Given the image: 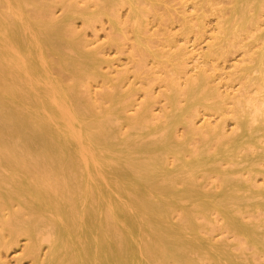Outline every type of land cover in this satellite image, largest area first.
<instances>
[{"label": "bare ground", "instance_id": "bare-ground-1", "mask_svg": "<svg viewBox=\"0 0 264 264\" xmlns=\"http://www.w3.org/2000/svg\"><path fill=\"white\" fill-rule=\"evenodd\" d=\"M31 1L0 0V264L1 250L19 236L27 240L24 256L32 264H264L254 253L230 252L229 246L238 248L233 242L199 235L215 229L210 210L216 208L224 227L264 253V220L244 219L264 210V186L245 175L264 174V0H227L215 7L208 50L229 49L249 33L247 59L236 67L252 75L258 94L223 96L202 69L187 79L183 105L179 88L170 84L167 124L150 123L143 118L147 113L132 118L118 91L109 107L96 106L78 82L96 74L103 57L72 31L73 18L79 14L90 22L126 1L141 36L145 22L136 0H105L96 12L68 5L63 16L48 17L49 33L26 13ZM53 53L73 82L52 75ZM229 101L236 106L237 128L231 134L222 126L207 128L217 141L212 152L174 135L172 124L196 105L223 112ZM213 171L225 190L196 179Z\"/></svg>", "mask_w": 264, "mask_h": 264}, {"label": "rangeland", "instance_id": "rangeland-1", "mask_svg": "<svg viewBox=\"0 0 264 264\" xmlns=\"http://www.w3.org/2000/svg\"><path fill=\"white\" fill-rule=\"evenodd\" d=\"M226 2L227 0H136L145 22L141 36L136 34L131 7L126 1L117 4L114 12L98 14L97 18L90 22H86L77 14L73 18L72 31L81 36V41L86 44L89 52L98 51L103 57L96 74L86 80L79 79V84L82 83L80 88L88 89L92 102L103 108L112 104V95L118 91L123 98H127L124 103L128 115L133 118L147 113L148 117L143 118L152 124H167L166 115L172 107L169 97L170 84L174 83L179 88V103L183 105L186 103L183 89L187 79L202 69L206 73L210 87L217 88L223 96L236 98L242 93L258 94L256 86L252 84V75L242 74L239 67H236L247 59L244 49L248 46L243 44L248 42L249 33L241 35L243 43H236L222 51L214 49L213 54L208 53L210 43L214 41L211 36L215 33L218 13L215 7H225ZM105 3V0H32L26 7V13L30 17H38V20L44 23L41 31L49 33L52 29L45 24L48 17L63 16L68 5H75L78 12L85 6L90 12H96L98 4ZM115 13L116 15H113ZM200 15L203 16L202 22ZM65 39L72 40L73 35L66 33ZM48 60L52 75L56 79L64 84L73 82L72 74L62 66L57 53L49 54ZM210 98V95L205 98L206 104L210 102ZM235 113L236 106L231 101L226 103L223 112L208 109L205 104L196 105L192 112L183 114L182 121L172 124L174 135L195 150L206 144L208 150L212 152L217 147V141L209 139L206 129L222 126L226 133L231 134L237 128ZM127 128L128 126L123 123L122 131H126ZM262 143L264 144V140ZM186 158H189L188 152ZM167 159L169 165H173L174 157L170 155ZM220 164L222 170L228 167L225 160ZM260 165L264 167L262 160ZM245 175L254 177L256 184L264 186L263 173L246 172ZM215 178L218 180H213ZM196 179L206 188L213 186L214 190L226 188L225 185L220 186L221 179L215 171L196 174ZM179 207L174 208V218L178 217ZM210 213L215 229L213 231L201 229L200 236L209 235L212 240H220L227 244L233 242L238 248L233 249L229 246L230 252L244 250L248 255L254 253L257 256L256 261H264V253H257L253 245L246 244L235 231L223 226L225 221L216 208H212ZM256 213L246 214L244 219L264 220V210H258ZM198 219L205 220L203 216H199ZM5 238H9L7 230ZM26 243L24 236L10 242L1 250V261L4 264H32V260L24 256ZM46 249L43 246L41 253L44 254ZM224 249L228 250L227 247Z\"/></svg>", "mask_w": 264, "mask_h": 264}]
</instances>
